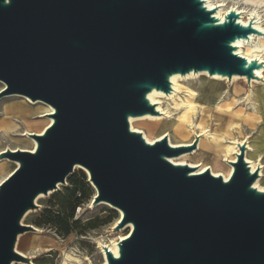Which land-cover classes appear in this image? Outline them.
I'll return each mask as SVG.
<instances>
[{
	"label": "water",
	"instance_id": "obj_1",
	"mask_svg": "<svg viewBox=\"0 0 264 264\" xmlns=\"http://www.w3.org/2000/svg\"><path fill=\"white\" fill-rule=\"evenodd\" d=\"M230 10L219 21L204 0H0V98L22 94L55 111L35 150L0 153L18 166L0 183V264L29 261L16 249L36 198L80 164L97 194L133 228L107 264H264V191L240 145L228 180L171 158L198 147L149 143L130 116L155 113L148 93L170 76L207 70L263 79L264 66L233 42L261 33Z\"/></svg>",
	"mask_w": 264,
	"mask_h": 264
},
{
	"label": "rangeland",
	"instance_id": "obj_2",
	"mask_svg": "<svg viewBox=\"0 0 264 264\" xmlns=\"http://www.w3.org/2000/svg\"><path fill=\"white\" fill-rule=\"evenodd\" d=\"M236 85L244 88L243 91L236 94L239 98L246 96L252 89L256 93L259 90L264 91V82L261 84L254 82L250 85V82L245 79H239L237 83H234L233 80L228 81L227 79L212 80L207 75L195 80H181L180 96L174 100L163 99L162 108L171 109L172 104L180 106L183 99L191 97L200 102H207L208 95L206 94L213 90H218V93L211 100L217 102L220 95L224 96L226 92L234 96ZM2 87H4V83L0 81V90ZM26 98L32 101L30 97L22 94H9L0 98V153L8 148L32 149L33 143L25 132L40 133L50 122L51 118L47 115L50 111L46 105L29 103L33 105L32 108L38 109V111L33 118L30 117L26 122H21L20 129H16L14 120L6 117L4 110L10 104L21 103ZM34 101L39 102L38 100ZM162 112H164L163 116L161 115L164 120L160 124L139 121L135 124L136 129L142 130L150 139L168 134L175 142H193L194 134H190L186 129L179 135L171 126H163L164 123H171L174 116L169 115L166 110ZM262 128H264V124L255 129L245 127L242 134H234L236 138H244L251 145L250 157L252 159H256L257 155L261 154L264 160V129ZM212 153V151H204L200 148L194 154H190L189 158L186 157V160L210 165L217 172L227 175L230 169L229 165L223 161L222 166L215 167ZM7 158L0 155L1 181L17 166L15 161L11 159L10 161ZM262 186H264V179ZM73 190L76 192L74 198L71 199L69 193ZM94 195L95 189L89 175L85 169L80 167L70 174L68 182L62 185L58 191L40 198L37 201L39 206L29 210V214L22 220L24 224L30 225L32 228L20 233L22 235L16 243L17 249L24 252L25 256L29 258V261H26L28 263L24 264L32 263V261L34 264H79L72 263L67 258V254L80 257V264H103L98 240L100 238L108 240L117 238L118 235L127 234L130 228L124 226L118 232L114 231L113 227L120 217V212L112 205L102 201L94 204ZM61 200H63V204L60 203Z\"/></svg>",
	"mask_w": 264,
	"mask_h": 264
},
{
	"label": "bare ground",
	"instance_id": "obj_3",
	"mask_svg": "<svg viewBox=\"0 0 264 264\" xmlns=\"http://www.w3.org/2000/svg\"><path fill=\"white\" fill-rule=\"evenodd\" d=\"M204 2L209 9H212L213 15L219 21L225 20L226 14L233 9L237 11V13H239L238 21L240 23L244 25H248L249 23H252L256 29L261 31V33L252 32L249 38L242 37L236 39L233 42V46L235 53L240 54L243 57H246L249 61L258 60L264 63V0H204ZM256 73L257 75L262 76L263 79L253 78L250 81L247 79L246 76H242L239 74H234L232 78H230L218 73L210 74L207 70L191 71L186 74L174 73L170 76V81L172 84V90L170 91V93H167L161 89H156V88H154L148 93V99L150 100V102L157 106L155 109L156 112L147 113L138 116H130L129 118L130 126L132 130L141 131L145 139L149 143H154L158 139H161L163 136L167 135L169 137L170 144L173 146L191 145L195 142L196 138L198 137V147L195 148L194 150L196 149L198 150L202 148V150L204 151H212L213 152L212 154L214 155L213 164L215 167H219L220 165L222 166L223 161H225V163L229 165L230 169L227 175L217 172L210 165H204L200 162H192V161L190 162L186 160L187 159L186 157L189 158L190 154H194L197 150L196 151L192 150L190 152H185L178 156H174L171 158V160L176 164H187L193 167L194 173H201L205 171L207 168H210L214 175H222L225 180L229 179L230 175L234 170V166L232 165L231 162L236 161L237 154L240 153V145H246L245 159L249 164V167L252 172L254 171L259 172L257 179L253 183V186L262 191V189H264V186H262V182L264 179V160L262 159L261 154H258L256 159H252L250 157V151L252 150L251 145L248 144L244 138L242 139L236 138L234 134L235 133L242 134L245 127L255 129L258 128L260 125L264 124V91L263 90H259L258 93H256V91L252 89L251 92H249L246 96L239 98L237 97L236 94H239L241 91H243L244 88H240L236 85L234 96L226 92L224 96L223 94L220 95L221 97L217 102H213L211 100V98H213L218 93L217 92L218 90L215 91L213 90L210 91L208 94H206L208 95L207 102H200L194 97H191V98H185L181 102L179 101L181 103L180 106L176 104L175 105L172 104L171 107L172 110L162 108L163 99L168 98L174 100L176 97L180 96L179 91H180L181 80H195L201 78L202 76L208 75L212 80L227 79L228 81L233 80L234 83H237L239 79H245L246 81L250 82V85L253 84L254 82L261 84L262 82H264V66L260 69H257ZM1 82L4 83L3 81ZM33 101L34 100L30 101L29 99L26 98V100L23 102L21 101V103L15 102L5 108L4 115L14 120L16 129L21 128L20 126L21 122H26L28 118L34 117V115L38 111V109L32 108L34 104L42 103L46 105L47 109L50 111V113H48L47 115L55 111L52 105H50L49 103L43 100H38L39 102L36 101L33 102ZM29 103H32L33 105ZM165 110L169 113V115H173L174 118L172 117L173 119H171L172 120L171 123H164L163 126L165 127L171 126L173 130L176 131V134L178 133L179 135H181L182 132H184L186 129V131L190 132V134H194L193 142L192 141L175 142L168 134H163L158 136V138L150 139L146 136V134H144L142 130L136 129L135 124L139 121H147L149 123L154 122L157 123V125L160 124L164 120L162 117L163 116L162 113L164 112L162 111ZM50 118L51 119L48 125L53 121V118L52 117ZM30 133H32V131L25 132V134L31 139L33 143V148L30 150L34 151L37 142L34 138L29 136ZM11 149L16 150L14 148ZM15 163L18 166L19 163L17 161H15ZM80 167L85 169L80 164H77L74 168V171L76 169H79ZM85 170L87 171L90 177L89 171L87 169ZM11 173L12 171L9 174ZM9 174H7L6 177ZM66 182H68V179ZM64 184L65 183L59 184L56 190L58 191L61 188V186ZM92 185L95 189V195H94L95 197L97 191L95 185L93 183ZM56 190H51L49 191L48 194L41 193L36 198V203L40 198L46 195H50L54 193ZM102 202L108 203L106 201H102ZM115 208L120 212V217L118 221L114 224V226L120 221L121 217L123 216V212L117 207ZM29 212L30 211H28L25 216H27ZM125 227L130 228L129 232L125 235H121V236L118 235L117 238L116 237L112 239L109 238V240L106 238H100V240H98L99 247L101 248V252L103 256V264H107V259L104 252V246L110 247L112 251L117 255L119 249L118 246L119 241L129 235V233L133 228V225L130 223L127 224ZM20 235L22 234H19L18 239ZM21 253L23 255H26L22 251ZM67 258L72 263L76 262L80 264L81 262V258L75 255L67 254ZM24 263H28V262L23 260H15L13 262V264H24ZM29 264H34V262L32 261V263Z\"/></svg>",
	"mask_w": 264,
	"mask_h": 264
},
{
	"label": "trees",
	"instance_id": "obj_4",
	"mask_svg": "<svg viewBox=\"0 0 264 264\" xmlns=\"http://www.w3.org/2000/svg\"><path fill=\"white\" fill-rule=\"evenodd\" d=\"M75 192H76V190H73V192H70V193H69V198L73 199L74 196H75ZM74 201H75V200H74ZM60 203L63 204V200H61Z\"/></svg>",
	"mask_w": 264,
	"mask_h": 264
},
{
	"label": "snow or ice",
	"instance_id": "obj_5",
	"mask_svg": "<svg viewBox=\"0 0 264 264\" xmlns=\"http://www.w3.org/2000/svg\"><path fill=\"white\" fill-rule=\"evenodd\" d=\"M262 191H264V189H262Z\"/></svg>",
	"mask_w": 264,
	"mask_h": 264
}]
</instances>
